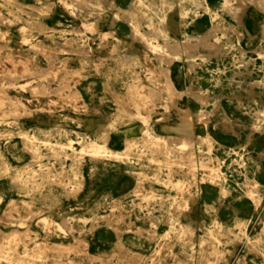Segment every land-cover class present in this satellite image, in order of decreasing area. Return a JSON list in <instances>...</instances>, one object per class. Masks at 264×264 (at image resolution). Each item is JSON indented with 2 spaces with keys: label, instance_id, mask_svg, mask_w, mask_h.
I'll use <instances>...</instances> for the list:
<instances>
[{
  "label": "rangeland",
  "instance_id": "1",
  "mask_svg": "<svg viewBox=\"0 0 264 264\" xmlns=\"http://www.w3.org/2000/svg\"><path fill=\"white\" fill-rule=\"evenodd\" d=\"M263 4L0 0V264H264Z\"/></svg>",
  "mask_w": 264,
  "mask_h": 264
},
{
  "label": "bare ground",
  "instance_id": "2",
  "mask_svg": "<svg viewBox=\"0 0 264 264\" xmlns=\"http://www.w3.org/2000/svg\"><path fill=\"white\" fill-rule=\"evenodd\" d=\"M262 8L264 9V4L262 5ZM175 11H176V8H175V10H174V12L173 13H175ZM172 14V13H171ZM100 17V16H99ZM170 18V17H169ZM29 59V58H28ZM244 63V62H243ZM41 84V83H40ZM249 84V83H248ZM252 84H253V82H252ZM250 85V84H249ZM51 86V85H50ZM7 94V93H6ZM257 123V122H256ZM194 129V128H193ZM255 129H257V128H255ZM254 129V130H255ZM186 144H187V142H186ZM112 153H115V152H112ZM192 159H194V157L192 156ZM215 158L214 157H212V155H211V148H209V154H208V156H207V158H206V160L204 161V167L208 170V172H209V175H211V176H215V177H221L222 176V170H221V167H220V164L218 163H216L215 161ZM196 166V165H195ZM193 168H194V166H193V164H191V167H190V170L191 171H193ZM263 185V184H262ZM248 187L249 188H252V187H255V182L254 181H249V183H248ZM27 193V192H26ZM28 217V216H27ZM28 226V225H27ZM1 230V229H0ZM2 231V230H1ZM29 231V230H28ZM32 231V230H31ZM14 232V231H13ZM37 233V232H36ZM11 234V233H10ZM13 234V233H12ZM17 234H18V232H17ZM16 234V235H17ZM19 235V234H18ZM37 235V234H36ZM47 235V234H46ZM8 236V235H7ZM20 236V235H19ZM35 236V235H34ZM9 238V237H8ZM18 238H20V237H18ZM35 238H36V236H35ZM5 239V238H4ZM12 239V238H11ZM22 239V238H21ZM6 240V239H5ZM13 240H16V239H13ZM12 241V240H11ZM22 241V240H21ZM3 242V241H2ZM4 244V243H3ZM11 247V246H10ZM5 249V248H4ZM33 251V250H32ZM3 252V251H2ZM17 252V251H16ZM33 255H34V253H33ZM47 259V258H46ZM13 263V262H12ZM22 264V263H21Z\"/></svg>",
  "mask_w": 264,
  "mask_h": 264
}]
</instances>
